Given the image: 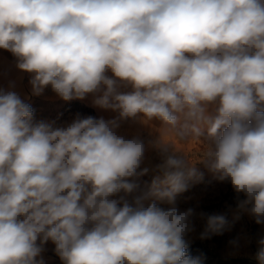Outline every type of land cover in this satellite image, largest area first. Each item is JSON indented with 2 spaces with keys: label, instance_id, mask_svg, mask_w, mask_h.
<instances>
[{
  "label": "clouds",
  "instance_id": "1",
  "mask_svg": "<svg viewBox=\"0 0 264 264\" xmlns=\"http://www.w3.org/2000/svg\"><path fill=\"white\" fill-rule=\"evenodd\" d=\"M0 50L29 88L0 86V264H202L195 219L264 226V0H0ZM47 90L114 115L37 119ZM206 176L235 207L181 209Z\"/></svg>",
  "mask_w": 264,
  "mask_h": 264
},
{
  "label": "rangeland",
  "instance_id": "2",
  "mask_svg": "<svg viewBox=\"0 0 264 264\" xmlns=\"http://www.w3.org/2000/svg\"><path fill=\"white\" fill-rule=\"evenodd\" d=\"M35 110L37 119L56 120L57 123L70 122L77 114L81 116H93L89 107L78 101H63L46 97H34L30 101ZM200 150L198 146L194 151H188L195 156ZM206 176L204 184L193 187L184 195L192 197L187 203H182L181 209L195 207L199 202L197 212L221 213L228 206L235 207V194L227 183L212 181ZM195 231L187 239L189 241V253L200 256L202 264H258L254 254L257 250L256 240L264 236V226L256 225L254 221L245 216L230 232L221 236H213L210 239H200L203 230V222L198 218L194 220ZM240 238V246L232 248L229 241ZM44 264H61L58 256L53 251V246L48 244L43 253Z\"/></svg>",
  "mask_w": 264,
  "mask_h": 264
},
{
  "label": "crops",
  "instance_id": "3",
  "mask_svg": "<svg viewBox=\"0 0 264 264\" xmlns=\"http://www.w3.org/2000/svg\"><path fill=\"white\" fill-rule=\"evenodd\" d=\"M18 78H22V79L18 80L19 88L24 93H28L29 92V88L27 85L28 76L26 74L19 73L15 69L13 57L11 56L10 53L5 52L3 50H0V86L6 87L9 80L18 79ZM42 97L60 100L59 98L55 97V95L50 90H47L45 92V94L42 95ZM32 98H34V97H31L30 101L32 100ZM78 101L89 106L93 111L94 117L98 118L100 116H104L105 118H111L114 115L111 112L103 111L101 109L94 107L92 104V98L91 97H87L84 100H78ZM138 127H139V125H136V124H125L124 129L129 130V131H134ZM198 146H199L198 144H190V145L186 146L185 150L187 152L188 151H194Z\"/></svg>",
  "mask_w": 264,
  "mask_h": 264
},
{
  "label": "trees",
  "instance_id": "4",
  "mask_svg": "<svg viewBox=\"0 0 264 264\" xmlns=\"http://www.w3.org/2000/svg\"><path fill=\"white\" fill-rule=\"evenodd\" d=\"M74 101H78V100H74ZM78 102H80V101H78ZM80 103H82V102H80ZM84 104V103H83ZM84 105H86V104H84ZM87 106V105H86ZM87 107H89V106H87ZM90 108V107H89ZM90 110L92 111V109L90 108ZM92 114H93V111H92Z\"/></svg>",
  "mask_w": 264,
  "mask_h": 264
}]
</instances>
